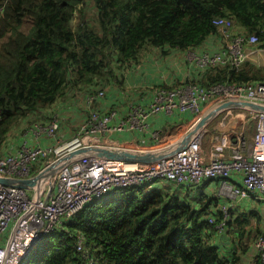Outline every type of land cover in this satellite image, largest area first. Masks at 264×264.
<instances>
[{"label":"trees","instance_id":"16d2710c","mask_svg":"<svg viewBox=\"0 0 264 264\" xmlns=\"http://www.w3.org/2000/svg\"><path fill=\"white\" fill-rule=\"evenodd\" d=\"M92 2L94 20L83 0H0V157L20 119L52 106L72 89L95 95L112 82L115 64L136 68L149 47L163 53L200 48L221 33L216 18L232 19L230 31L256 34L264 47V0ZM210 68L216 70L207 79L183 85L264 81V66L251 60L240 67ZM157 88L174 87L163 83ZM217 101L211 99L204 111ZM230 119L228 125L237 131L233 138L253 136V115L248 129L238 118ZM42 167L43 161L32 174ZM212 184L218 182L177 185L158 179L116 188L46 233L21 264H84L77 250L80 236L96 264H241L248 255L254 256L253 264H264L253 243L264 234L260 208L241 210L231 205L227 230L235 237L234 247L224 252L215 242L219 230L210 218L223 216V199Z\"/></svg>","mask_w":264,"mask_h":264},{"label":"built area","instance_id":"2783aa9c","mask_svg":"<svg viewBox=\"0 0 264 264\" xmlns=\"http://www.w3.org/2000/svg\"><path fill=\"white\" fill-rule=\"evenodd\" d=\"M214 23L221 28L234 27L230 18H216ZM259 43L256 34L236 33L219 51L195 53L194 57L200 67H239L250 54L264 51ZM104 94L102 90L89 96L88 101L92 103ZM211 99H217V103L233 99L264 104V82L216 83L210 86L191 83L174 88H157L149 105H132L127 117L115 125L116 111L103 113L100 109H92L77 134L67 141L59 137L58 117L46 124L35 123L31 127V138L26 137L22 144L0 157V176L32 177L33 167L41 161L43 167L40 171L78 149L104 145L102 134L106 132L123 130L127 125L130 128L142 126L151 115L162 112L190 111L198 116ZM237 117H240V112ZM197 134L183 149L156 162L83 156L59 169L40 187L28 189L0 183V264H21L46 233L72 218L95 198L116 188L157 179H167L179 185L217 179L220 194L227 200L221 205L223 216L218 220L211 217L210 221L216 222L217 229L223 233L228 227L229 208L233 202L253 199L264 204V112L257 113L252 143L248 144L246 137L240 135L229 155L225 154L229 146L228 133L219 137L209 161L205 159L202 140ZM42 138L48 144L44 145ZM52 139L56 141L53 144ZM33 141L35 144H30ZM254 248L264 260V234L256 238ZM77 250L82 254L84 264H96L97 259L85 246L83 236L78 238Z\"/></svg>","mask_w":264,"mask_h":264},{"label":"crops","instance_id":"0c3cea01","mask_svg":"<svg viewBox=\"0 0 264 264\" xmlns=\"http://www.w3.org/2000/svg\"><path fill=\"white\" fill-rule=\"evenodd\" d=\"M233 35L234 31L223 28L221 33L210 37L206 44L198 49H194L192 55L187 51L178 49H169L167 53L161 52L160 55H152V58L155 60L153 64H148V61L145 60L142 65L139 67L136 66L134 77L129 84V90L126 92L121 91L120 94H112V98L107 101L106 105L101 106L100 110L103 112L110 111L112 105L119 103V99L122 103L117 104L118 106H115L116 109L111 110L116 111L117 113L116 118L113 120V125H115L123 118L127 117L132 110V103L129 102L130 104L126 105L128 100L131 102L135 101V103L144 106L151 103L150 101L152 100L154 92L150 88L157 87L159 84L163 83L171 85L172 87H180L186 81L197 80L201 82L207 79L210 74L215 72L216 68H200L196 63L194 54L197 53L199 55L206 51L220 50L233 37ZM153 83L155 84L153 85ZM146 86L150 89L149 91H147ZM125 94L126 96L123 97ZM124 100L126 101L124 102ZM232 113V111L222 112L207 125L197 130L196 133H198L197 135H199L202 140V148L204 150L206 161H209L211 153L216 149L219 137L225 132L228 133L229 137V146L225 149V154H231L232 149L235 147L239 135L233 138L232 134L237 131L227 123V120L228 118H231ZM195 118L196 115L190 111L180 112L179 110H175L172 112L153 114L142 124V126L130 128V126L127 125L123 130L102 134V141L107 147H122L124 145H130L133 149L151 150L175 146L179 144L192 129ZM74 121L75 119L72 117L68 125L65 121L62 122L63 129L59 132V137L65 139L71 136L70 126ZM55 142V139H52V144ZM42 143L48 144V141L45 138H42ZM30 144L35 143L33 141ZM12 148L7 149L12 150ZM235 206L239 207L241 210L258 208L256 201L250 199L239 201ZM261 210L263 212V209ZM254 225L257 226L255 223ZM263 227L264 223H262V228ZM234 238L229 236L227 230L226 232L224 231L223 233L219 232L216 234L214 240L222 250L226 252L228 249L234 247ZM253 257V255H248L241 264H253Z\"/></svg>","mask_w":264,"mask_h":264},{"label":"rangeland","instance_id":"374dc122","mask_svg":"<svg viewBox=\"0 0 264 264\" xmlns=\"http://www.w3.org/2000/svg\"><path fill=\"white\" fill-rule=\"evenodd\" d=\"M83 1L86 4H88V7L90 8V9H88L89 13L91 14L92 20H94L93 19V17H94L93 11H95L96 9H95V6H94L92 0H83ZM78 15H79V11H77L76 18L74 19V22H76ZM161 52L162 51L160 49L149 47L148 51L147 52L145 51L143 56L141 57V61H142V62H140L141 64H139V65L136 64V66L139 67L140 65H142L145 62V60L148 61V64H151V63L153 64L155 62V60L152 58V55H160ZM142 58H143V60H142ZM249 60L255 62L257 65L264 66V51L250 55ZM135 70H136L135 67L120 68V67H118V64H115V72H114V77H112V82L108 83L107 87L105 89H101V90L105 91L104 96L97 98L92 103H90L88 101L89 93L87 95H85V94L83 95L82 93L77 92L75 89H72L70 91L69 95L67 94V96H65V98L58 100L52 106H50L48 108H44V109L36 112L35 114H29L27 117L20 119L18 121V123L16 124V126L14 127L13 131L9 134V137L6 141V145L7 144L8 145L6 147L7 148L16 147L18 145L17 144L18 141L25 140L26 137L31 138L32 137L31 127L35 123L39 122V123L46 124V123H49V121L51 119H53L54 117H58L60 122H62L64 120L66 122V124H68V120H71L72 117L75 119L74 123H72L70 126L71 130H73V135L71 137L65 138L63 141H67V140L71 139L72 137H74L78 127H80L81 123L90 114L92 109H101L100 107L106 105L107 101L112 98L111 97L112 94H114V93L120 94L121 91L126 92L129 90V84L132 82ZM107 81L108 80H106L105 82H107ZM187 83H189V82H187ZM154 84L155 83H153V85ZM152 88H150V89L151 90L156 89V87H154L153 89ZM150 89H148V87H147V91H149ZM101 90H99V91H101ZM98 92H95L94 94H96ZM125 96H126V94L123 97H125ZM118 97H119V95H118ZM118 101H119V103H117V104L122 103L119 99H118ZM125 101L126 100H124V102ZM129 102L132 103L133 106H135L137 104V103H135V101L131 102L130 100H128L126 102L127 103L126 105L130 104ZM117 104H114L112 106H118ZM104 110H105V108H104ZM232 116L235 118H238L241 122H244V124H243L244 129H248L250 127L252 120H253V119H251V115L248 114L247 111H240V117H237V114H233V113H232ZM231 121H232V119L228 118L227 123H230ZM238 127L240 128V125ZM254 134H253V136H254ZM251 136H252V134H251ZM253 136L250 137L249 134L246 135V140H247L248 144H250L252 142ZM15 142H17V143H15ZM211 188H213L218 193V195L221 196L223 200H225L224 195L220 194L219 184L217 186L215 184H212ZM236 202H238V201L236 200L235 203ZM229 236L231 238H234L231 235H229ZM39 245H40V243L37 245V247H39Z\"/></svg>","mask_w":264,"mask_h":264},{"label":"water","instance_id":"95a60500","mask_svg":"<svg viewBox=\"0 0 264 264\" xmlns=\"http://www.w3.org/2000/svg\"><path fill=\"white\" fill-rule=\"evenodd\" d=\"M232 109H247L253 111H263L264 104H258L250 101L243 100H227L219 103L210 108L194 125L189 133L175 146H168L159 149H133L130 145H124L122 147H107L105 145L92 146L89 148L78 149L65 157L53 161L44 170L38 174L28 178H12L8 176H0V183L16 185L23 188H34L41 186L43 182L50 180L55 173L62 167L72 163L73 161L83 156H97L106 159H117L136 162H156L161 159L167 158L176 152L183 149L196 134L197 130L207 125L212 119L223 111Z\"/></svg>","mask_w":264,"mask_h":264},{"label":"clouds","instance_id":"9594fccd","mask_svg":"<svg viewBox=\"0 0 264 264\" xmlns=\"http://www.w3.org/2000/svg\"><path fill=\"white\" fill-rule=\"evenodd\" d=\"M218 27H219V26H218ZM220 29L222 30L223 28L220 27ZM230 29H231V28H228L227 30H230ZM233 36H234V35H233ZM227 43H228V42H227ZM227 43H226V44H227ZM226 44H225V45H226ZM225 45H224L223 47H225ZM259 46H260V43H259ZM223 47H222V48H223ZM249 47L251 48V46H249ZM222 48H221V49H222ZM262 48H264V47H262ZM217 51H219V50H217ZM190 52H193V51H188V53H190ZM255 54H256V53H255ZM250 55H252V54H250ZM247 60H249V57H248ZM196 63H197V62H196ZM198 66H199V65H198ZM215 66H221V65H214V66H208V67H215ZM230 66H231V65H230ZM199 67H200V66H199ZM208 67H200V68H203V69H204V68H208ZM239 67H240V66H239ZM258 82H259V81H258ZM262 82H264V81H262ZM187 84H191V83H187ZM187 84H185V85H187ZM194 84H201V83H194ZM202 85H204V84H202ZM182 86H183V85H182ZM207 86H208V85H207ZM224 101H227V100H224ZM224 101H223V102H224ZM243 101H247V100H243ZM250 102H251V101H250ZM219 103H222V102H218V103L216 102V103H215L214 105H212L210 108H212L213 106H215V105H217V104H219ZM254 103H255V102H254ZM258 104H261V103H258ZM210 108H209V109H210ZM209 109H207L206 111H204L201 115H198V116L196 115V118H195L194 124L192 125V128H193L194 125L197 123V121L200 119V117L203 116V115H204ZM234 110H237V111L235 112ZM227 111H232L233 114H237V113L240 112V111H247L248 114L253 115V116L255 115L254 117L256 118V124H257V113H258V111L247 110V109H232V110H227ZM101 112H102V111H101ZM223 112H225V111H223ZM259 112H263V111H259ZM256 124H255V130H254L253 134H254L255 131H256ZM196 134H197V133H196ZM196 134H195V135H196ZM240 135L246 137V135H244V134H240ZM240 135H239V136H240ZM32 136H33V133H32ZM74 136H75V135H74ZM239 136H238V139H239ZM193 137H194V136H193ZM72 138H73V137H72ZM252 141H253V139H252ZM18 142H20V143H17L18 145H19V144H22L23 140H22V141H18ZM237 142H238V140H237ZM251 143H252V142H251ZM251 143H250V144H251ZM44 145H45V144H44ZM11 148H12V147H11ZM11 148H10V149H11ZM6 151H8L7 147H6L5 152H6ZM134 162H136V161H134ZM38 173H39V172H38ZM38 173H37V174H38ZM34 175H36V174H34ZM34 175H33V176H34ZM157 180H158V179H157ZM162 180H166V179H162ZM208 180H211V179H208ZM212 180H216V181L218 182V184H219V181H218L217 179H212ZM168 181H169V180H168ZM203 182H204V181H203ZM203 182H202V183H203ZM202 183H200V184H202ZM177 185H179V184H177ZM111 192H112V191H111ZM105 195H106V194H105ZM220 197H221V196H220ZM226 200H227V199L223 200V202H225ZM250 200H253V199H250ZM239 201H240V200H238V202H239ZM254 201H255V200H254ZM223 202H222V203H223ZM236 203H237V202H236ZM236 203H233V205H236ZM256 203H257V207H258V208L263 209V212H262V213H263V223H264V204H263V203H260V202H257V201H256ZM221 205H222V204H221ZM258 208H257V209H258ZM220 209H221V208H220ZM227 229H228V227H227ZM227 229L225 230V232L227 231ZM255 240H256V239H255ZM255 240L253 241V243L255 242Z\"/></svg>","mask_w":264,"mask_h":264},{"label":"bare ground","instance_id":"6f19581e","mask_svg":"<svg viewBox=\"0 0 264 264\" xmlns=\"http://www.w3.org/2000/svg\"><path fill=\"white\" fill-rule=\"evenodd\" d=\"M45 181H48V179H46Z\"/></svg>","mask_w":264,"mask_h":264}]
</instances>
